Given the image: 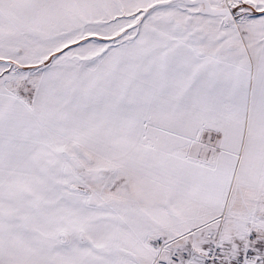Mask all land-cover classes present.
<instances>
[{
	"label": "snow or ice",
	"instance_id": "1",
	"mask_svg": "<svg viewBox=\"0 0 264 264\" xmlns=\"http://www.w3.org/2000/svg\"><path fill=\"white\" fill-rule=\"evenodd\" d=\"M0 264H264V0H0Z\"/></svg>",
	"mask_w": 264,
	"mask_h": 264
}]
</instances>
